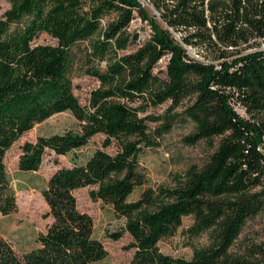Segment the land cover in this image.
<instances>
[{
    "label": "trees",
    "instance_id": "16d2710c",
    "mask_svg": "<svg viewBox=\"0 0 264 264\" xmlns=\"http://www.w3.org/2000/svg\"><path fill=\"white\" fill-rule=\"evenodd\" d=\"M0 17V214L17 211L16 193L4 158L37 123L70 112L76 128L37 136L20 145L19 171L39 169L46 151L74 154L104 135L83 161L54 170L41 195L51 221L37 234L36 246L18 254L0 236V264H94L107 251L93 237L91 216L77 208L74 191L95 186L93 200L112 206L124 218L123 232L134 249L126 264H264V248L243 256L232 246L249 217L264 210V0H6ZM137 15L151 35L133 51L137 35L128 27ZM13 25V28H12ZM174 32L179 34L178 41ZM41 33L54 44L31 42ZM256 47L243 52L245 48ZM185 46H210L217 64L188 55ZM168 56L165 75L154 72ZM85 74L99 85L82 105L73 78ZM190 99L184 114L194 123L186 141L205 140L216 149L201 166L176 176L174 186L147 188L139 156L153 136L170 129L171 112ZM170 102L162 116L148 107ZM243 108L250 118L240 114ZM160 122L150 130L148 122ZM115 146L114 153L106 148ZM191 216V236L208 232L211 243L190 257L160 250L158 242ZM123 232H113L115 240Z\"/></svg>",
    "mask_w": 264,
    "mask_h": 264
},
{
    "label": "rangeland",
    "instance_id": "374dc122",
    "mask_svg": "<svg viewBox=\"0 0 264 264\" xmlns=\"http://www.w3.org/2000/svg\"><path fill=\"white\" fill-rule=\"evenodd\" d=\"M150 16L157 15L148 0H139ZM6 0H0V17L8 9ZM13 28V25H12ZM128 32L137 35V41L129 47L133 51L151 35V28L147 21H142L137 15L130 22ZM175 38L180 41L179 34L174 32ZM259 47H264V39L256 41ZM55 40L46 33L39 34L31 44H54ZM243 52L256 49V47L246 48L242 45ZM188 55L204 62L217 64L221 59L216 58L217 52L210 46H185ZM168 56L162 57L154 68V72L159 76L165 75V67ZM99 85V82L85 74H77L73 78V93L77 96L82 105L88 103L90 92ZM190 99H185L172 112L173 121L170 129L153 136L154 144L143 148L139 156L140 166L145 173L146 181L143 185L136 187L128 196V201H134L147 188H157L158 186H174L176 176L183 175L190 167H201L210 154L216 149L219 137L212 140V144L205 140L196 143L186 141V136L190 135L194 129V123L184 114V109L189 105ZM170 102L148 107L144 114L152 116H162L166 113ZM237 111L244 117L250 118L247 113L236 106ZM256 120L264 122V111L255 114ZM158 122L149 121L150 130L156 129ZM76 128V120L70 112H60L53 114L44 121L37 123L33 128L25 132L6 152L4 162L10 178L12 187L16 193L17 211L9 215L0 214V236L6 239L18 254L26 252L36 246L35 239L39 232L44 231L51 218L45 217L48 210L41 195L42 188L51 173L61 166H70L71 159L76 157L78 162L83 161L92 151L100 147L104 135L93 136L88 144L75 150L74 154L55 155L51 151H46L42 163L38 170L19 171L17 167L20 145L25 141H35L37 136L63 133L69 129ZM264 141V139H263ZM115 146H110L106 150L114 153ZM95 186H86L74 191L77 201V208L88 213L93 222V237L101 241L107 251L105 259L94 264H126L131 258L134 249L128 248L131 237L127 232H123L124 218L117 216L112 206L103 203L101 200H93L89 192ZM191 216L183 217L181 225L175 230L173 235L167 236L158 242L160 250L173 256L190 257L196 248L207 246L211 243L208 232L191 236L188 228L192 225ZM113 232H123L117 240L111 237ZM258 247L264 248V210L255 216L249 217L245 222L241 233L235 240L232 251L243 256H252V251Z\"/></svg>",
    "mask_w": 264,
    "mask_h": 264
}]
</instances>
